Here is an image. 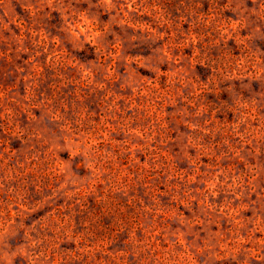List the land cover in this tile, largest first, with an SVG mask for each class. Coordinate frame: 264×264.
<instances>
[{"label": "clouds", "instance_id": "1", "mask_svg": "<svg viewBox=\"0 0 264 264\" xmlns=\"http://www.w3.org/2000/svg\"><path fill=\"white\" fill-rule=\"evenodd\" d=\"M0 264H264V0H0Z\"/></svg>", "mask_w": 264, "mask_h": 264}]
</instances>
